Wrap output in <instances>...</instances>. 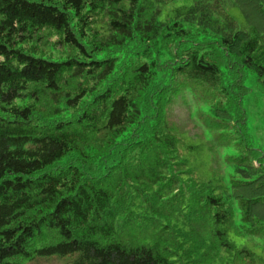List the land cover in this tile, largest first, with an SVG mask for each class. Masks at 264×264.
<instances>
[{
    "label": "trees",
    "instance_id": "trees-1",
    "mask_svg": "<svg viewBox=\"0 0 264 264\" xmlns=\"http://www.w3.org/2000/svg\"><path fill=\"white\" fill-rule=\"evenodd\" d=\"M248 72L264 99V0H0V264H264ZM195 83L236 152L226 194L168 120Z\"/></svg>",
    "mask_w": 264,
    "mask_h": 264
},
{
    "label": "rangeland",
    "instance_id": "rangeland-1",
    "mask_svg": "<svg viewBox=\"0 0 264 264\" xmlns=\"http://www.w3.org/2000/svg\"><path fill=\"white\" fill-rule=\"evenodd\" d=\"M180 1L175 2L178 4ZM227 10L237 19L241 29L246 28L243 16L238 8L229 2ZM246 84L248 93L244 96L243 107L246 113L249 130L254 140V147L264 153V110L262 86L256 76L248 72ZM212 90L205 85L195 83L178 93L173 104L168 108V120L174 131L179 135L181 143L179 151L183 158L202 180H220L222 192L229 191V180L233 175V168L229 164L228 156L236 153L232 141L218 139L221 129L208 127V120L212 118L209 112ZM226 134L224 138L230 137ZM236 209L235 216L238 217ZM237 243L238 237L230 234ZM247 245L257 254H264V237L251 236ZM77 254L40 256L33 260H26L24 264H72Z\"/></svg>",
    "mask_w": 264,
    "mask_h": 264
}]
</instances>
